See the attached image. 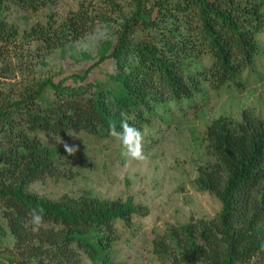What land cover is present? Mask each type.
I'll return each mask as SVG.
<instances>
[{"label":"trees","instance_id":"trees-1","mask_svg":"<svg viewBox=\"0 0 264 264\" xmlns=\"http://www.w3.org/2000/svg\"><path fill=\"white\" fill-rule=\"evenodd\" d=\"M3 1L0 62L18 35L4 20ZM11 1L34 11L52 2ZM131 2L134 12L125 19L113 51L101 55L83 76L74 75L76 82H84L110 57L119 68L111 77L122 89L108 91L103 83L87 81L65 85L50 78L16 97L0 88V215L7 225L5 229L0 222V239H14L13 248H8L14 258L0 264H87L86 259L118 264L111 256L118 238L115 221L139 212L132 197L98 198L84 192L50 199L30 190L37 180L61 176L58 158L65 150L38 144L28 131L61 138L82 131L106 137L110 122L119 131L122 119L128 118L143 133L144 126L151 125L148 117H159L162 109L176 105L182 110L185 104L208 99L206 82L215 90L245 88L259 52L255 36L264 28V0ZM97 21L82 6L62 22L60 34L48 40L60 46L79 39ZM137 30L148 32L149 40L134 43L131 36ZM34 37L44 40L34 33L25 40ZM204 57L211 59L210 65L200 63ZM10 65L3 66L6 74ZM47 87L55 90V98L46 103ZM206 141L213 163L200 165L196 183L217 196L222 209L215 218L170 227L155 239V251L163 264H264V119L250 110L240 121L220 115L208 123ZM32 208L43 209L39 227L31 223Z\"/></svg>","mask_w":264,"mask_h":264},{"label":"rangeland","instance_id":"rangeland-1","mask_svg":"<svg viewBox=\"0 0 264 264\" xmlns=\"http://www.w3.org/2000/svg\"><path fill=\"white\" fill-rule=\"evenodd\" d=\"M82 6L99 20L92 30L63 45H51L48 39L56 38L62 22ZM2 8L7 26L18 34L0 62L3 81L0 88L13 91L9 97L20 96L27 87L48 78L54 82L63 80L65 85L87 81L103 83L108 91L122 89L111 77L119 68L110 57L97 65L84 82H76L74 75L83 76L101 55L113 51L125 19L134 12L135 4L131 0H52L35 11L4 0ZM30 33L39 34L44 40L38 37L25 40V35ZM147 33L137 30L131 38L134 43L149 40ZM255 40L259 52L247 80L242 75L246 80L244 89L227 86L215 90L206 82L209 94L205 101L185 104L182 110L174 105L171 109H162L157 114L159 117H148L151 125H145L142 133L145 161L126 157L122 144L112 136L99 137L82 131L61 138L50 132L28 131L44 147L64 148L63 142L77 147L75 154L69 156L64 151L58 158L60 177L57 174L37 180L30 190L50 199L79 196L84 192L98 198L132 197L139 212L126 221H115L118 238L113 241L111 256L118 264H163L155 251L156 238L166 235L174 225L215 218L222 209L218 197L200 190L196 183L200 165L213 163L206 141L208 123L220 115L240 121L246 110L264 119V28L257 31ZM210 60L204 57L200 63L208 66ZM9 64L11 71L6 74L2 69ZM54 91L50 87L45 89L46 103L53 101ZM41 104L45 107L43 100ZM2 209L0 203V213ZM0 222L6 229V220L1 215ZM13 244L12 236L0 239V262L14 258L8 249ZM85 261L94 264L89 259Z\"/></svg>","mask_w":264,"mask_h":264},{"label":"clouds","instance_id":"clouds-1","mask_svg":"<svg viewBox=\"0 0 264 264\" xmlns=\"http://www.w3.org/2000/svg\"><path fill=\"white\" fill-rule=\"evenodd\" d=\"M106 35V29L104 30ZM122 116L126 114L122 113ZM109 135L120 141L124 148V155L136 161H145L147 156L144 152L143 141L144 137L140 129L128 122V118H124L120 124V130H117L115 122L109 123ZM70 135V134H69ZM63 142V141H61ZM64 150L73 155L77 151V147L63 142ZM31 223L34 226H41L43 224V209L32 208L29 212Z\"/></svg>","mask_w":264,"mask_h":264}]
</instances>
